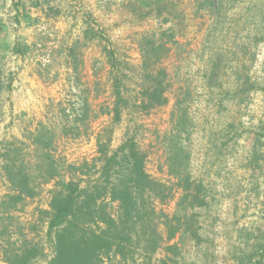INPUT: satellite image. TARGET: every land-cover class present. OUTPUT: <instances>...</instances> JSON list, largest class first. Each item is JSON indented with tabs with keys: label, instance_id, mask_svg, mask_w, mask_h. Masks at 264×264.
I'll list each match as a JSON object with an SVG mask.
<instances>
[{
	"label": "rangeland",
	"instance_id": "1",
	"mask_svg": "<svg viewBox=\"0 0 264 264\" xmlns=\"http://www.w3.org/2000/svg\"><path fill=\"white\" fill-rule=\"evenodd\" d=\"M158 1L0 0V264L24 247L37 249L27 264H47L44 211L55 182L89 185L99 175L98 151L110 154L126 140L163 185L161 200L147 199L161 246L145 252L140 230L139 244L105 264H264V0H222L213 12L199 0ZM149 40L164 48L153 52ZM23 75L35 77L42 96L14 112L11 92ZM157 80L166 102L141 108L143 90ZM183 110L181 176L191 190L202 187L204 207L180 202L169 168ZM49 157L59 176L46 181ZM12 163L36 194L8 208ZM69 165H82L83 175ZM184 212L196 236L189 229L166 239L164 223L174 226Z\"/></svg>",
	"mask_w": 264,
	"mask_h": 264
},
{
	"label": "trees",
	"instance_id": "2",
	"mask_svg": "<svg viewBox=\"0 0 264 264\" xmlns=\"http://www.w3.org/2000/svg\"><path fill=\"white\" fill-rule=\"evenodd\" d=\"M200 5L210 11L219 9L222 0H199ZM153 5L160 1L152 0ZM164 3V2H163ZM149 14L151 11H147ZM152 46L153 52L164 48L161 44L155 46L154 41H147ZM144 57V64H147L145 50L140 49ZM13 51L20 53L18 45L13 46ZM3 82L0 76V91ZM166 102L163 95L161 80L142 92L140 107L148 109ZM176 104H179L177 101ZM178 117L177 126L180 130L174 135L180 137L181 132L186 129V110ZM173 115H175L173 113ZM118 118V116H116ZM172 141V134H171ZM33 142L48 149L51 142H42L35 137ZM42 142V143H41ZM99 144V141L97 142ZM168 146V160L170 172L177 176L183 190L180 202L187 201L189 205L205 206V195L201 193L202 187L197 185L191 190V181L187 175H182L184 165L180 159L177 147V140ZM172 148L174 151H172ZM99 161L97 172L99 175L92 182L81 186L78 182L57 179L56 187L52 191L49 202V210H45L49 217L47 219V235L51 241L53 253L47 264H105V259L114 257H125L131 243H138L140 236H146L143 250L153 253L161 246V234L155 231L150 222V209L147 199L151 196H158L161 200L163 185L156 182L144 169V159L135 150V144L126 140L112 153L107 154L98 151ZM47 164L46 181L59 176L56 163L49 157L45 159ZM96 164V163H95ZM94 164V165H95ZM15 167L17 169L15 170ZM82 165H69V168L81 171ZM6 176L11 188L14 190L8 198V208H14L17 201L26 197H33L36 194L35 186L30 182V176L24 174L23 170L12 163L11 167L6 166ZM154 192V194L152 193ZM164 197H162L163 200ZM112 202L117 203V211L111 213L109 207ZM175 225L164 223L168 226L166 239H172L177 232L187 233L191 230L192 215L184 212L182 215H174ZM140 226L138 229L137 226ZM170 226V227H169ZM170 228V229H169ZM141 230V235H140ZM192 236H196L192 231ZM162 239V238H161ZM139 244V243H138ZM176 243L166 246V250L172 251ZM12 258H6L9 264H27L35 256L34 247L19 248ZM261 259L264 257V241L262 245Z\"/></svg>",
	"mask_w": 264,
	"mask_h": 264
},
{
	"label": "crops",
	"instance_id": "3",
	"mask_svg": "<svg viewBox=\"0 0 264 264\" xmlns=\"http://www.w3.org/2000/svg\"><path fill=\"white\" fill-rule=\"evenodd\" d=\"M34 83V76L23 75L21 77L20 82L18 83V88H15L11 92L14 105L16 106L14 112H17V110H21L22 108H28L26 104L29 100L31 101V99L41 98L42 90ZM33 84L36 86L35 90L33 89Z\"/></svg>",
	"mask_w": 264,
	"mask_h": 264
}]
</instances>
